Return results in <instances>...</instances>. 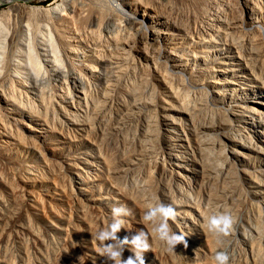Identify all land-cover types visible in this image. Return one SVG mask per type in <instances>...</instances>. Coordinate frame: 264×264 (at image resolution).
Returning <instances> with one entry per match:
<instances>
[{
    "label": "rangeland",
    "instance_id": "rangeland-1",
    "mask_svg": "<svg viewBox=\"0 0 264 264\" xmlns=\"http://www.w3.org/2000/svg\"><path fill=\"white\" fill-rule=\"evenodd\" d=\"M53 1L9 0L0 3V10L15 3L46 6ZM227 1L219 0L221 13L232 20L246 18L252 23L250 32L245 25L228 29V39L236 46H230V52L215 38L205 42L211 44L209 48L196 44L198 51L208 50L200 54L214 69L193 79L206 83L216 103L230 111L235 125L245 127L241 132L243 137L247 134L248 148L227 143L223 152L218 145L202 141L196 126L209 105L199 108L201 96L197 94L201 93L192 88L179 90L178 99L168 92L161 95L163 101L157 98L158 105L174 109H180L183 103L177 100L184 98L189 108L186 112L165 110L172 116H161L158 129L154 120L157 111L139 107L141 100L153 98L150 85L142 82V73L124 71L122 66L108 67L101 80L84 69L83 92L75 96V107L62 100L70 86L62 83V77L45 76L35 101L7 79L0 81H6L7 90L15 88L16 95L22 96L18 97L21 104L34 118V124L26 120L7 124L17 139L0 137V151L9 158V180L16 185V198L11 192L0 191V264H112L100 254L93 234L107 226L112 208L121 206L129 215L123 217L126 229L121 228L117 236L131 238L141 230L148 233L151 250L144 253L145 264H215L217 251L228 253V264H264V122L250 125V116L244 111L248 104L258 120V113L264 110V0H255L260 8L250 19L245 13L240 17L237 0ZM184 12L190 13L179 14L188 20ZM77 30L80 34L72 36L79 37L67 40L70 46L87 48L85 44L92 45L99 36L89 27ZM95 42L101 47V42ZM62 58L67 69L65 55ZM218 87L223 89L222 95L241 97L243 103L235 105L229 98L221 101ZM75 118L84 125H78L72 120ZM160 203L176 210V219L168 223L178 234H187V248L179 244L175 252L167 251L152 232L153 224L143 221L147 208ZM21 208L32 216L35 213L37 221L19 220L27 227L14 230L7 217ZM220 213L235 220L228 235L209 232L206 227L208 218ZM57 222L61 231L55 229ZM133 255L130 246L125 247L122 259Z\"/></svg>",
    "mask_w": 264,
    "mask_h": 264
},
{
    "label": "bare ground",
    "instance_id": "bare-ground-1",
    "mask_svg": "<svg viewBox=\"0 0 264 264\" xmlns=\"http://www.w3.org/2000/svg\"><path fill=\"white\" fill-rule=\"evenodd\" d=\"M5 1L9 0H0V3ZM256 1L237 0L239 8L238 6L235 8L240 10V17L244 13L249 19L253 15L256 16L260 8L257 4L258 1ZM261 1L259 0L260 3ZM237 3L235 4L237 5ZM221 5L222 3H219V0H54L46 6L12 4L8 9L0 10V81L7 79L15 85L17 91L21 90L29 94V98L35 101L39 96L37 93L38 88H40L39 85L43 82L45 76L62 77V83L69 84L73 91L72 93L70 92V86L68 85L69 89L66 90L68 92L63 93L65 96L62 95V100L72 102V106L75 107V96L78 95V92H83L84 76L87 75L84 69L89 70L91 75L96 74L92 77L101 80L105 79V74L109 70L106 71L108 67L110 68L112 65L122 66L120 68L124 69V71L132 70L131 73H136V71L142 73V78L144 79L142 82L147 81L150 85L153 98L141 100L139 107H152L151 109L157 111L154 114L156 117L154 120L158 129H160L159 119L162 118L161 116H172V114L165 110L171 109L175 112H186L185 110L189 108L188 103L184 102V98H180L181 100L183 99V102L180 99V101L177 100V102L183 103L181 107L187 106L184 109L181 107L180 109L167 108L163 104L158 105L157 98L163 101L161 95H164V92H168L169 95L171 94L175 99H178L179 90L188 91L186 88H192L195 93L196 91L197 93H201H196L201 96L197 102L200 105L198 107L210 106L206 107L208 108V112L203 117L201 116L202 119L196 126L202 133V141L206 144L218 145L223 152L227 149L225 148L227 143H234L248 148L250 145L248 144V138H246L247 134L243 137L241 132L245 127L235 125L236 120L232 119L230 111L216 103L206 83H197L198 81L196 82L193 79L195 75H199L198 73H203V71L205 72L208 69L211 70V68L214 69V65L208 62V58L200 54L208 50L204 49L202 51V49H199L201 50L200 52L196 49V44L203 43L202 45L205 48H209L211 44H205L206 41L219 39L217 41L222 42V45L226 44V49L230 52V46L235 48L236 46H233V42L230 43L229 41L230 36L228 37V33L230 31L228 29L245 25L250 32L251 22H246V18L237 19L236 15V17H231H235L233 20L230 17L227 18V15L225 16L221 13ZM263 10L260 12H263ZM183 11L190 12L188 16L187 12H184L188 20L186 17L180 16V12L183 13ZM181 18H185L186 20L182 21ZM79 26L83 28L89 27L93 32L96 31L95 33H98L99 36L100 34L103 35L100 38L102 42L99 41V36L96 35L98 42H101V47L94 44L95 41H93L94 45H89L90 43H87L88 45L85 44L87 48H83V46L82 48H78L80 44L77 47L75 46L76 44L72 45L73 43L70 46L69 39L79 37L72 36V34H80L77 30ZM93 32L91 33L93 34ZM67 33L71 34V36ZM97 39H95L96 42ZM79 41L77 40V42ZM234 41L236 42V40ZM63 55H65V61L67 60V64H65L68 65L66 66L67 69L62 64ZM74 60L78 62L75 63ZM50 77L48 78L50 79ZM3 84L0 82V137L10 139L13 137L14 139L16 135L14 136L11 133L7 124L17 125L21 124L24 120L28 121L27 123L34 124V118L33 114L28 112V108L25 109V105L21 104V99L18 98L20 95H16L19 93L14 92L15 88L11 86L14 90L10 91L4 88L6 84ZM62 89L65 90L67 88L64 89L62 86ZM139 89L137 87L136 90ZM217 89L220 92L223 91L222 88L218 87ZM190 91L192 92V90ZM216 94L218 93L215 92ZM228 98L230 99L229 102L235 105L243 103L240 100L242 98L238 96L230 95L228 97L227 94L220 96L221 101H226ZM25 101L22 103L25 104ZM35 104L37 103L35 102ZM246 105L248 108H245L244 111L250 116V125L263 123L264 110L258 113L259 119L256 120L251 106ZM16 109L19 114L13 113ZM194 116L196 118V115ZM72 120L76 121L77 119ZM78 121H76L78 125H84L83 121ZM8 159L0 151V191L11 192L13 197L16 198L14 194L16 185H12L11 181L13 180H9L10 173L6 169V164L9 163ZM262 174L263 172L260 173V175ZM22 208L14 215L7 217L9 226L14 230H18L20 227L26 229L27 226L20 224L19 220L23 221L26 218L31 220L32 218L33 221H37L34 218L35 213L32 216L31 212L25 208L22 210ZM59 223L57 222L55 228L57 230L58 226H60Z\"/></svg>",
    "mask_w": 264,
    "mask_h": 264
},
{
    "label": "clouds",
    "instance_id": "clouds-1",
    "mask_svg": "<svg viewBox=\"0 0 264 264\" xmlns=\"http://www.w3.org/2000/svg\"><path fill=\"white\" fill-rule=\"evenodd\" d=\"M127 215H129V211L126 207L112 208L111 220L105 228L98 229L93 234V238L100 244V254L112 264L115 262L118 264H145L144 253L151 250L148 233L141 230L135 232L131 238L125 236L121 239L117 236L121 228L126 229L123 217ZM176 215V210L172 206L163 203L149 206L143 215V221L153 224L152 232L166 246V250L171 252H175L174 249L179 244L185 248L188 247L185 239L187 234H178L171 229L168 223L169 220H175ZM234 224L235 220L231 215L220 213L209 217L206 227L209 232L228 235ZM129 246L134 255L122 259L125 247ZM229 259L226 251H217L214 255L215 264H228Z\"/></svg>",
    "mask_w": 264,
    "mask_h": 264
}]
</instances>
